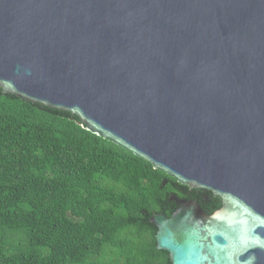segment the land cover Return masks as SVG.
I'll use <instances>...</instances> for the list:
<instances>
[{"label": "water", "instance_id": "95a60500", "mask_svg": "<svg viewBox=\"0 0 264 264\" xmlns=\"http://www.w3.org/2000/svg\"><path fill=\"white\" fill-rule=\"evenodd\" d=\"M0 87L221 197L152 215L171 264H264V0H0Z\"/></svg>", "mask_w": 264, "mask_h": 264}, {"label": "trees", "instance_id": "16d2710c", "mask_svg": "<svg viewBox=\"0 0 264 264\" xmlns=\"http://www.w3.org/2000/svg\"><path fill=\"white\" fill-rule=\"evenodd\" d=\"M171 194L222 206L71 111L0 87V264H171L151 221L172 215Z\"/></svg>", "mask_w": 264, "mask_h": 264}]
</instances>
